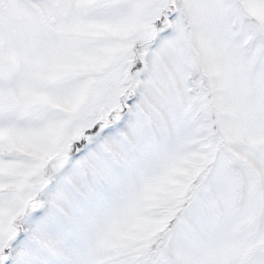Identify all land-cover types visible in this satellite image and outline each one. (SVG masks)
<instances>
[{"label":"snow or ice","instance_id":"6c2138e0","mask_svg":"<svg viewBox=\"0 0 264 264\" xmlns=\"http://www.w3.org/2000/svg\"><path fill=\"white\" fill-rule=\"evenodd\" d=\"M0 264H264V0H0Z\"/></svg>","mask_w":264,"mask_h":264}]
</instances>
